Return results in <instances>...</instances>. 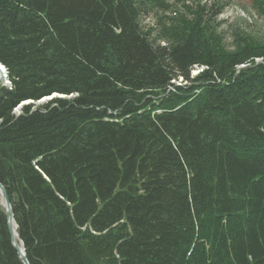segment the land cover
I'll list each match as a JSON object with an SVG mask.
<instances>
[{
  "label": "trees",
  "instance_id": "trees-1",
  "mask_svg": "<svg viewBox=\"0 0 264 264\" xmlns=\"http://www.w3.org/2000/svg\"><path fill=\"white\" fill-rule=\"evenodd\" d=\"M178 2L0 0V182L29 264H264V41L227 48L223 5ZM0 264H22L1 204Z\"/></svg>",
  "mask_w": 264,
  "mask_h": 264
},
{
  "label": "rangeland",
  "instance_id": "rangeland-1",
  "mask_svg": "<svg viewBox=\"0 0 264 264\" xmlns=\"http://www.w3.org/2000/svg\"><path fill=\"white\" fill-rule=\"evenodd\" d=\"M174 1L171 0L170 2L173 3ZM197 3L206 4L207 6L213 5L215 9L220 5L224 6L219 15L211 16V18L217 31L222 35L223 43L227 48L232 47L236 32L264 41V16L252 6V0H180L176 7L181 10L183 4L195 6ZM160 14V11H155L142 16V26H156L157 18ZM201 69L200 67H194L191 70V76L196 75ZM181 81V78H179L178 83L184 84V81ZM55 96H58V94H55ZM46 101L48 99L44 102ZM23 105L21 103L16 110Z\"/></svg>",
  "mask_w": 264,
  "mask_h": 264
},
{
  "label": "water",
  "instance_id": "water-1",
  "mask_svg": "<svg viewBox=\"0 0 264 264\" xmlns=\"http://www.w3.org/2000/svg\"><path fill=\"white\" fill-rule=\"evenodd\" d=\"M0 84L2 85H10V82L8 80V73H7V69L5 68V66L0 63ZM52 97H55V94H52L51 96H46L41 98L40 100L33 102L31 100H27V101H23L22 103L24 105L26 104H41L44 103L45 100H50ZM58 97H64V96H59ZM0 204L2 205L4 212H5V217H6V225H7V229H8V233L10 236V241L11 244L13 246V248L15 249V251L17 252L18 258L20 259L22 264H29L26 255H25V249L23 246V243L19 237L18 231H17V224L15 222L14 216H13V210H12V206L8 197V193L6 188L1 184L0 182Z\"/></svg>",
  "mask_w": 264,
  "mask_h": 264
},
{
  "label": "bare ground",
  "instance_id": "bare-ground-1",
  "mask_svg": "<svg viewBox=\"0 0 264 264\" xmlns=\"http://www.w3.org/2000/svg\"><path fill=\"white\" fill-rule=\"evenodd\" d=\"M168 1V0H167ZM171 1V0H170ZM201 6V5H200ZM257 7V6H256ZM172 8V7H171ZM176 8V7H175ZM174 9V8H173ZM164 10V9H163ZM169 10V9H168ZM188 14V13H187ZM212 15V14H211ZM175 17V16H174ZM189 17V16H188ZM214 27V26H213ZM153 30V29H152ZM218 41V40H217ZM220 42V41H219ZM227 49V48H226ZM201 68V67H200ZM32 105V104H31ZM20 106V105H19ZM23 107V106H22ZM95 232V231H94Z\"/></svg>",
  "mask_w": 264,
  "mask_h": 264
}]
</instances>
